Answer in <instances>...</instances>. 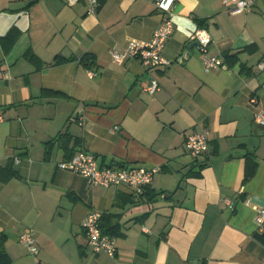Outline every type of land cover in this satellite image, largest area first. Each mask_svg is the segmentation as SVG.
<instances>
[{
	"label": "crops",
	"instance_id": "obj_1",
	"mask_svg": "<svg viewBox=\"0 0 264 264\" xmlns=\"http://www.w3.org/2000/svg\"><path fill=\"white\" fill-rule=\"evenodd\" d=\"M97 3L87 13L88 0H0V168L17 172L0 180V241L12 264H264L254 237L264 207V125L255 121L264 114V0L233 14L222 0H174L169 64L154 68L111 57L151 39L164 16L154 1ZM196 30L222 68L205 71L199 45L188 49ZM85 54L94 64L80 62ZM152 78L160 88L150 94L142 85ZM202 128L209 152L193 158L185 135ZM81 149L100 166L160 171L140 195L91 186L58 167ZM92 210L117 225L114 257L87 245ZM25 229L36 256L19 242Z\"/></svg>",
	"mask_w": 264,
	"mask_h": 264
},
{
	"label": "built area",
	"instance_id": "obj_2",
	"mask_svg": "<svg viewBox=\"0 0 264 264\" xmlns=\"http://www.w3.org/2000/svg\"><path fill=\"white\" fill-rule=\"evenodd\" d=\"M80 0H66L68 5H74ZM155 6L163 13V19L153 32L148 42L129 40L122 53L114 50L111 51V57L117 63L124 60H138L145 68H154L162 65H168L169 62L162 56V51L169 37L174 31L172 19V5L174 0H153ZM223 6L227 12L239 13L249 12L253 6V0H222ZM97 0H88L87 13H94L97 9ZM192 40L197 41L203 52L201 60L205 71L217 70L224 66L220 57L208 55L206 53L210 44V37L204 30H196L192 35ZM260 70H264V60L258 64ZM89 76L95 75L94 72L88 71ZM158 81L152 78L148 83L142 85V89L150 94L159 90ZM251 103H257L255 97L251 98ZM0 115V119H1ZM255 121L264 125V114H257ZM117 129V127H114ZM184 147L188 155L198 158L209 152V131L206 128L200 131L185 135ZM59 169L83 176L91 186H103L106 188L116 189L119 186H127L135 195L143 193L153 179V175L160 171L158 167H108L100 166L96 156L90 151L81 149L77 151L68 160L61 161L58 164ZM225 203L231 206V201L225 199ZM101 213L92 210L88 213L83 221L82 227L86 235L87 245L95 254L105 253L114 257L117 252L115 237L104 234L100 228ZM255 225L258 233L264 232V207L255 208L254 216ZM19 242L27 251L36 256L38 254V245L33 230L25 229L19 235Z\"/></svg>",
	"mask_w": 264,
	"mask_h": 264
},
{
	"label": "trees",
	"instance_id": "obj_3",
	"mask_svg": "<svg viewBox=\"0 0 264 264\" xmlns=\"http://www.w3.org/2000/svg\"><path fill=\"white\" fill-rule=\"evenodd\" d=\"M94 61H95L94 56L89 54H85L80 58V62L85 66L94 64ZM254 170H255V164L250 166L248 164L246 168L245 179H249L252 176ZM16 175L17 172L15 170H12L10 166L6 168H0V180L2 181H7L8 179ZM146 189L147 187L144 189V192L146 191ZM110 217H111L110 214L101 213L100 228L104 234L115 236L117 225L110 224V220H109ZM254 237L257 241L264 244V232L256 233L254 234ZM0 264H12L11 259L9 258L8 254L4 249L2 240L0 241Z\"/></svg>",
	"mask_w": 264,
	"mask_h": 264
},
{
	"label": "water",
	"instance_id": "obj_4",
	"mask_svg": "<svg viewBox=\"0 0 264 264\" xmlns=\"http://www.w3.org/2000/svg\"><path fill=\"white\" fill-rule=\"evenodd\" d=\"M196 45H198V42H197V41H193V42L189 45L188 49H191L192 47H194V46H196Z\"/></svg>",
	"mask_w": 264,
	"mask_h": 264
}]
</instances>
